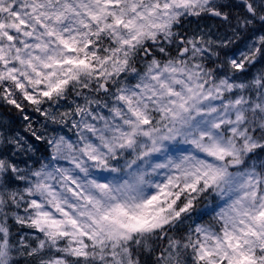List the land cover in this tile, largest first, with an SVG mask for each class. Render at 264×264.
<instances>
[{"label":"snow or ice","instance_id":"snow-or-ice-1","mask_svg":"<svg viewBox=\"0 0 264 264\" xmlns=\"http://www.w3.org/2000/svg\"><path fill=\"white\" fill-rule=\"evenodd\" d=\"M0 264H264V0H0Z\"/></svg>","mask_w":264,"mask_h":264},{"label":"clouds","instance_id":"clouds-1","mask_svg":"<svg viewBox=\"0 0 264 264\" xmlns=\"http://www.w3.org/2000/svg\"><path fill=\"white\" fill-rule=\"evenodd\" d=\"M183 152H189V153H195V149L189 145L184 143V138L181 136L179 140L173 145L172 151L168 152L165 150V152L159 153L158 161L167 163L168 157L175 155L177 159H179L180 155ZM197 156H199V153H195ZM133 159V155L129 154L128 152H122L120 153L119 161L116 163V166L121 168V172L117 179H128V173L129 171H145L148 173L147 178L155 183L160 182L165 175H167L171 171V167L162 168V169H156L155 172H153V166L158 162L156 159H151L150 161H143V160H137L133 165L130 167H126V165L129 164V161ZM111 179V177H109ZM147 191V189H145ZM224 195H227L225 193ZM224 203L223 198L216 192L215 189L208 192L204 198L197 204L196 206V215L191 217V220H195L197 216H203L204 219H207L209 216L212 215V213L222 206ZM206 214V215H205ZM185 223H189V221H185ZM166 247V245H164Z\"/></svg>","mask_w":264,"mask_h":264}]
</instances>
